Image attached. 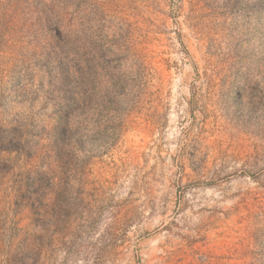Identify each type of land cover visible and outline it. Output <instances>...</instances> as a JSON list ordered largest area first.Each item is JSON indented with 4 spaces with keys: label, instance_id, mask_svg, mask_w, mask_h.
I'll use <instances>...</instances> for the list:
<instances>
[{
    "label": "rangeland",
    "instance_id": "obj_1",
    "mask_svg": "<svg viewBox=\"0 0 264 264\" xmlns=\"http://www.w3.org/2000/svg\"><path fill=\"white\" fill-rule=\"evenodd\" d=\"M0 2L10 38L26 40L28 5ZM78 6L81 67L87 50L99 73L103 54L120 57L129 112L121 130L119 117H83L59 151L36 139L41 165L0 150V264H264V19L254 0ZM9 45L0 137L30 117L11 86L30 49Z\"/></svg>",
    "mask_w": 264,
    "mask_h": 264
},
{
    "label": "trees",
    "instance_id": "obj_2",
    "mask_svg": "<svg viewBox=\"0 0 264 264\" xmlns=\"http://www.w3.org/2000/svg\"><path fill=\"white\" fill-rule=\"evenodd\" d=\"M16 1L28 5L34 19L30 29H21L26 31V40L12 39L14 26L7 18L8 10L4 8L7 5L0 2V53H7L11 43L26 44L30 49L28 53L20 51L24 67L16 72L11 84L18 93L21 91L19 103L25 105L30 117L18 120L10 131H2L0 150L16 152L18 165L24 156L41 165L47 155L33 152V141L46 137L47 146L59 151L65 136L80 125L83 117L97 114L119 117L121 130L129 112L126 104L129 81L123 75L122 59L103 54L104 65L99 73L93 69V58L87 50V68L81 67L78 0ZM254 3L263 23L264 0ZM144 73L141 66L137 76ZM0 108L4 109V104L0 103ZM45 118L50 122L41 128L38 122Z\"/></svg>",
    "mask_w": 264,
    "mask_h": 264
}]
</instances>
